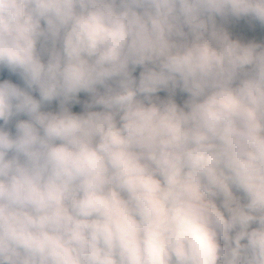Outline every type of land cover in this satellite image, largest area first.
Returning <instances> with one entry per match:
<instances>
[{
	"label": "clouds",
	"instance_id": "clouds-1",
	"mask_svg": "<svg viewBox=\"0 0 264 264\" xmlns=\"http://www.w3.org/2000/svg\"><path fill=\"white\" fill-rule=\"evenodd\" d=\"M217 17L264 0H0V264H264V45Z\"/></svg>",
	"mask_w": 264,
	"mask_h": 264
},
{
	"label": "trees",
	"instance_id": "trees-1",
	"mask_svg": "<svg viewBox=\"0 0 264 264\" xmlns=\"http://www.w3.org/2000/svg\"><path fill=\"white\" fill-rule=\"evenodd\" d=\"M225 21V26H224V30L228 33H243L244 35H250L251 33V26L255 23V21L251 20V18L248 17H244V18H223ZM249 42H254V43H258V44H262L264 45V33L261 32H254V34H252L251 40H250V36H248ZM159 96H161L162 98L167 96V93L165 92H160L158 93ZM174 99L176 100V102H181L183 103L184 99H186V94L184 93H180L179 91H177L176 96L174 97ZM57 103L53 102V104L46 106L45 110H57ZM82 110H76L75 112H80Z\"/></svg>",
	"mask_w": 264,
	"mask_h": 264
},
{
	"label": "rangeland",
	"instance_id": "rangeland-1",
	"mask_svg": "<svg viewBox=\"0 0 264 264\" xmlns=\"http://www.w3.org/2000/svg\"><path fill=\"white\" fill-rule=\"evenodd\" d=\"M216 24H217V26L224 28L225 21H224L223 18L217 17L216 18ZM251 29L252 30H251L250 35H244L243 33H228V34H229L230 39L238 40V41H240L242 43H248L249 42L248 36H250V40H251L252 34H254V32H256V33H258V32L264 33V26H261L258 22H255L251 26ZM140 70L141 69L137 68V70L133 74L138 76ZM0 79H11L14 83L21 84V86H22V82L18 79V77L10 75L7 72V70H5L3 72H0ZM78 100L80 101V103L73 105V107H72L73 111L83 110V103L85 101L89 100V96L86 93H81V94L78 95ZM178 104H182V103L179 102ZM51 111H55V110L52 109ZM22 118H26V117H22Z\"/></svg>",
	"mask_w": 264,
	"mask_h": 264
}]
</instances>
